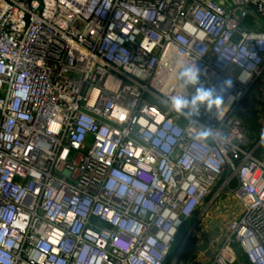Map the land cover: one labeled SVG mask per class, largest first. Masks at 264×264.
<instances>
[{
    "label": "built area",
    "instance_id": "2783aa9c",
    "mask_svg": "<svg viewBox=\"0 0 264 264\" xmlns=\"http://www.w3.org/2000/svg\"><path fill=\"white\" fill-rule=\"evenodd\" d=\"M185 63L228 107L171 110ZM263 74L264 0H0V264H164L203 202L235 212L207 264H264Z\"/></svg>",
    "mask_w": 264,
    "mask_h": 264
},
{
    "label": "rangeland",
    "instance_id": "374dc122",
    "mask_svg": "<svg viewBox=\"0 0 264 264\" xmlns=\"http://www.w3.org/2000/svg\"><path fill=\"white\" fill-rule=\"evenodd\" d=\"M264 75V74H263ZM258 82H260V80L258 81ZM252 92V91H251ZM250 92V93H251ZM249 93V94H250ZM248 94V95H249ZM247 95V96H248ZM249 101V100H248ZM256 102L257 103H259L260 101L258 100V99H256ZM243 106H247V98L245 97L242 101H241V103L239 104V106L236 108V110H235V113H236V115H238V116H240L239 118H241L242 119V121L246 124V126L249 128V126H250V122L251 121H254V123H256V119H257V121H261L262 120V123H264V119L262 118L261 120H259L258 119V117H257V112L256 111H254V109L253 108H249V109H245ZM261 123V126H264V124H262ZM262 149H263V146L261 147ZM221 185H222V179L214 186V188L212 189V191H211V193H210V195L207 197V200L209 201L210 199L212 200L213 199V197L217 194V192L221 189ZM225 191H222L220 194L222 195V196H227L226 195V189H224ZM207 201V202H208ZM203 205H202V207H200L197 211H196V213H194L189 219H187L186 221H184L183 222V224H182V226L179 228V230H178V232H177V234H176V238H175V241H174V243H173V246L172 247H174V250H175V255H174V257H173V259H172V261H171V263L170 264H175L176 263V261H177V259H178V257H179V254H178V256H177V258H176V260H175V256L177 255V252L179 251V248L180 247H183L184 246V244H185V242L187 241V239H188V237H189V235H190V233H191V228L193 227V225H194V223L196 222V219L198 218V216H199V214H200V212L203 210V208L205 207V205H206V202L204 203H202ZM233 205V204H232ZM232 207V206H231ZM212 209V210H211ZM213 207L211 206L210 208H209V210L208 211H211V212H213ZM216 212H218V214L220 215V217L222 218H220V220L217 218V225H215V228H213L212 227V229H213V231H212V229H211V232H212V234H211V232L209 233V234H204L202 237H201V239H200V244H199V246H198V249L200 250V251H205L207 248H208V246H209V243H210V241H209V239H208V235H210L211 234V236L210 237H212L214 240H213V242H212V246H213V248H212V251H215V249L220 245V240H221V236H220V234H221V231L223 230V227H224V222H223V220H226V219H228V211H227V209L225 208V206H222V205H217V209H216ZM210 219H208V221H209ZM214 223H215V221H213ZM218 223H219V225H218ZM207 224V223H206ZM211 225V224H210ZM221 229H220V228ZM197 229H199V227L197 228ZM197 229H194L195 230V232L197 231ZM208 231H210V230H208ZM207 231V232H208ZM226 229L224 230V234H226ZM197 234V233H196ZM191 235H193L192 233H191ZM181 252V251H180ZM193 253H194V251H193ZM191 254V253H190ZM190 254H188L187 256H182L181 258H180V262H181V264L182 263H185V261H187V258L189 259V258H191V256L190 257H188ZM207 262L208 261H206V260H204L203 262H202V264H207ZM197 263H199V262H197ZM201 264V263H200Z\"/></svg>",
    "mask_w": 264,
    "mask_h": 264
},
{
    "label": "clouds",
    "instance_id": "9594fccd",
    "mask_svg": "<svg viewBox=\"0 0 264 264\" xmlns=\"http://www.w3.org/2000/svg\"><path fill=\"white\" fill-rule=\"evenodd\" d=\"M243 67V65H242ZM202 75L201 68L196 63L181 64L177 69V79L183 81V87L194 86L196 88L191 101L185 98L184 95H174L171 97V110L180 114L185 108L191 106L196 108L197 105L205 106L206 110L211 111L213 109H220L228 105L225 104L224 95H215L214 88H205L201 85L200 77ZM243 75V73H242ZM243 82V81H242ZM200 85V86H197ZM222 87L226 93H229V89L233 87V80L229 77L222 81ZM229 101L232 97L228 95ZM211 135V132L204 131L197 137L200 140H207Z\"/></svg>",
    "mask_w": 264,
    "mask_h": 264
},
{
    "label": "crops",
    "instance_id": "0c3cea01",
    "mask_svg": "<svg viewBox=\"0 0 264 264\" xmlns=\"http://www.w3.org/2000/svg\"><path fill=\"white\" fill-rule=\"evenodd\" d=\"M259 80H260V82H258ZM250 92H249L250 94L246 97L247 98V106H243V107L245 109H249L250 107L253 108L254 111L257 112L256 115H257L258 119L259 120H261L262 118L264 119V75H262L261 77H259L256 80V83L252 86ZM256 99H258L260 102L257 103ZM252 122H254V121H251L249 123L250 126H252ZM256 123L259 125L260 131H264V126H261L262 120L259 122L256 119ZM262 124H264V123H262ZM247 130H249L248 127H247ZM248 136L250 138L249 134H248ZM252 140H254V138H252ZM259 141H261V143H260L259 147L256 149L255 153L259 157H261V156L264 157V136ZM262 146H263V149L261 148ZM213 209H214L213 212L207 211V214L205 215V217L202 218V220L200 221L199 224L194 223L196 225L195 229H197L199 227V229H197V231L196 232L194 231V233H193V236L196 238V242H195L194 250H193L194 253L192 252L188 256V257L191 256V258H189V259L187 258V261H185V263H182V264H198L197 263L198 261L201 262L203 260L207 261L210 259L208 257V255H206V253L208 251H210L212 253V248H213L212 242L214 239L212 237H210L212 234L211 229H212V227L215 228V225H217V223H216L218 221L217 218L219 220L221 218L220 215L218 214V212H216L217 204L215 206H213ZM233 214H235V212H233L232 210L228 211V217H231ZM208 219H210V220L208 221ZM226 220H223V222L225 223ZM213 221H215V223ZM218 225H219V223H218ZM208 230H210V231H208ZM212 231H213V229H212ZM210 232H211V234L207 236L209 241H210L208 248L205 251H200L198 249V246L200 244L201 237L204 234H206V235L209 234ZM203 253H204V255H202ZM180 264H181V262H180Z\"/></svg>",
    "mask_w": 264,
    "mask_h": 264
},
{
    "label": "trees",
    "instance_id": "16d2710c",
    "mask_svg": "<svg viewBox=\"0 0 264 264\" xmlns=\"http://www.w3.org/2000/svg\"><path fill=\"white\" fill-rule=\"evenodd\" d=\"M248 129H249L248 134L250 135V138L251 139L254 138L255 142L260 140L264 136V131H260L259 125L257 123L252 122V126H250ZM195 242H196V238L193 235H189L187 241L185 242L184 246L181 249V252L175 264H180V258L182 256H187L188 254L193 252ZM175 253L176 252L174 250V247H172L170 252L168 253V256L164 264H170ZM235 264H249L240 249H238V259Z\"/></svg>",
    "mask_w": 264,
    "mask_h": 264
},
{
    "label": "water",
    "instance_id": "95a60500",
    "mask_svg": "<svg viewBox=\"0 0 264 264\" xmlns=\"http://www.w3.org/2000/svg\"><path fill=\"white\" fill-rule=\"evenodd\" d=\"M181 249H182V247L179 248V251L177 252V255L175 256V260H176V258H177V256H178V254L180 253ZM206 255H208L209 258H212V253H211L210 251H208V252L206 253Z\"/></svg>",
    "mask_w": 264,
    "mask_h": 264
}]
</instances>
